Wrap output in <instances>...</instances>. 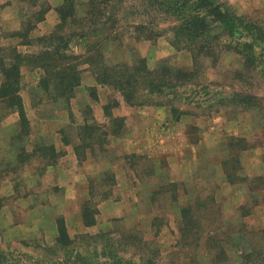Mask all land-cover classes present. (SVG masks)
Here are the masks:
<instances>
[{
  "label": "rangeland",
  "instance_id": "rangeland-1",
  "mask_svg": "<svg viewBox=\"0 0 264 264\" xmlns=\"http://www.w3.org/2000/svg\"><path fill=\"white\" fill-rule=\"evenodd\" d=\"M32 1L22 5V23L35 21L29 13L40 7L30 8ZM62 1L40 0L39 4L55 6L49 17L53 26H43L48 34L59 21L57 7ZM216 3L247 25L264 29V0ZM122 4L127 9L118 13L117 33L122 37L102 47L108 63L144 61L149 70L172 68L191 75V81L173 82L175 89L154 96L140 91L135 101L146 102L132 105L119 92L99 85L84 65L75 97L62 109L44 102L34 106L36 76L23 71L22 94L28 101L31 87V104L26 101L30 130L24 153L21 138H4L9 132H0V148H10L13 154L9 159L19 161L18 156L24 155L22 167L14 171L6 162L0 164V195H8L6 191L13 187L17 195H34L39 205L44 201L45 205L56 204L39 212L46 225L44 235L49 236L47 246L42 229L23 235V240L9 241L7 227L20 210L13 197L0 200V264H239L244 250L264 246V49L256 46V55L250 59L242 45L249 39L229 38L219 23H213L210 34L200 41L202 50L188 47L187 37L174 38L173 19L144 16L147 0H123ZM143 22L148 31L130 28ZM43 31L37 28L31 34L35 37ZM71 49L77 54L85 51L78 39L72 40ZM235 93L245 102L236 99ZM114 110L124 115L123 135L116 139L111 136V118H105ZM7 114L0 104V121ZM86 122L99 126L97 138L86 140L94 143L93 148H81L78 127ZM0 129L5 127L0 125ZM7 129L14 133L15 128ZM54 142L68 143L74 149L80 145L75 152L78 161L85 163L83 167L63 163L72 173L68 178L66 169L62 170L58 185L60 167L46 172L48 158L55 155ZM65 149L57 154L64 156ZM26 161L29 164L24 165ZM103 170L108 183L103 193L109 199L102 202L97 193L101 184L96 183L88 210L95 214L97 224L89 227L92 232L78 234L85 177ZM41 176L45 180H40ZM12 179L15 183H8ZM72 179L76 186H70ZM62 185L70 186L73 200L53 193L54 186L58 193ZM182 206L192 208V222L196 223L183 236L177 218ZM51 213L57 228L64 222L74 242L69 248L52 241ZM96 235L97 241L92 238ZM250 264H264V254L252 257Z\"/></svg>",
  "mask_w": 264,
  "mask_h": 264
},
{
  "label": "trees",
  "instance_id": "trees-1",
  "mask_svg": "<svg viewBox=\"0 0 264 264\" xmlns=\"http://www.w3.org/2000/svg\"><path fill=\"white\" fill-rule=\"evenodd\" d=\"M122 2L123 0H63L57 7L59 21L52 32L34 37L30 35L31 32L44 20L50 7L47 3L39 4L40 0H33L30 8L40 7L38 11L29 13V17L35 18V21L29 19L26 23L23 22L22 29L11 34L12 38L19 39L16 46L0 49V104L7 113L14 112L19 116V134L16 137L23 141L22 153L25 152L24 145L30 130V121L20 96L24 70L40 72L39 81L32 89L33 105L37 106L44 102L60 106L62 109L68 107L75 97L76 89L81 84L84 65L89 66L99 85L108 86L119 92L124 100L132 105H141L146 102L135 101L140 91L145 92V96H154L165 90L175 89L173 82L180 84L188 78L191 81V75L172 68L159 67L157 70H149L144 61L131 65L126 62L108 63L102 47L106 42L119 40V36L122 37L121 32L117 33L120 23L118 13L120 15L127 10ZM147 3L146 7L143 6L144 16H155V20L164 18L163 16L166 17L165 19H173L174 38L187 37L190 40L188 47H198L202 50L200 41L210 34L213 23H219L229 38L239 41L249 39L242 45L250 59L256 55V50L254 53L256 46L264 49V29L260 26L247 25L243 22V18L236 17L230 11L223 9L216 0H147ZM138 12L136 10L137 14ZM145 25L146 22H143L141 25H133L130 28L145 32L149 30ZM75 39H78V43L85 48L84 52L77 54L71 49L72 40ZM35 45L38 47L33 53L20 52L17 48V46L34 47ZM192 51L195 52V49L192 48ZM234 97L240 102H245L240 93H235ZM110 122L113 128L112 134L119 135L122 131L123 119L112 118ZM98 128L96 124L87 122L78 127V136L82 141L81 148H93L94 143L86 140L97 138L95 132L99 130ZM81 148L80 145L75 146L77 151ZM23 157L24 155L18 156V159L21 160ZM48 159H51L48 162L49 165L56 162L55 157ZM20 160L15 165L6 162V166L13 168L11 171H14L20 168ZM89 206V202L84 203L82 210L86 226H92L96 222L95 214L88 210ZM191 213L192 208L187 206H182L178 211L177 218H180L178 228L182 236L190 233L196 225L192 222ZM98 237L96 235L92 238L97 241ZM73 244L62 222L58 227L55 245L69 248ZM258 250H262V253ZM258 250H244V253H240L239 264H250L252 257L264 254L263 245Z\"/></svg>",
  "mask_w": 264,
  "mask_h": 264
},
{
  "label": "crops",
  "instance_id": "crops-1",
  "mask_svg": "<svg viewBox=\"0 0 264 264\" xmlns=\"http://www.w3.org/2000/svg\"><path fill=\"white\" fill-rule=\"evenodd\" d=\"M24 2H25L24 0H0V49L8 48V47H14L19 43V39L12 38L11 34L22 29L21 20H22V18L24 19V13H25V9L22 6ZM49 7H50V9L47 12V14L45 15L44 20L36 25L35 29L38 28V29H41L42 31L44 30L42 35H39V36H43V35L48 34L47 29L46 30L43 29V26H45V25H48V26L50 25L51 27L53 26V23L51 21H49V17L51 19V17L53 16L51 13L55 9V6H52L51 4H49ZM18 9H19V11H18ZM20 9H21V12H20ZM30 35L32 36V34H30ZM17 48L20 52L22 51L24 53H33V52L37 51V50L33 51L31 49V47H28V46H17ZM25 71H28V70H24V72ZM28 72H30V74H34L36 76L34 78V82H33L36 84L35 85L32 84V86L33 85L36 86L38 81H39V78H40V72L38 70L28 71ZM0 84H1V76H0ZM22 87H23V83H21V91L22 92L20 91V96L22 98L24 109H25V112L27 115L26 101H28V100H26L25 96L22 94L24 92V90H22L23 89ZM26 88H27V85L25 86L24 89H26ZM30 88L31 87L29 86L28 87L29 98H30L28 101L29 103L31 102L30 101L31 100ZM116 110H114V113H111V111H110V113L107 116H105V118H111L112 117V118H122L123 119L124 115H120L119 113H115ZM27 118L30 120L29 115H27ZM18 120H19L18 114L14 113V112H11L10 114L5 115V117H3L1 119L0 125L4 126L5 129H0V132L2 134H3V132H7V133L9 132V135L4 136V138H6L7 136L16 137L19 134ZM8 127L9 128H15L14 133L11 134L10 131L7 129ZM193 130H196V129H193ZM122 135H123L122 131L117 136H114L113 134H111V136L113 137L112 139H116V137H120V136L122 137ZM69 146H72V145H70L68 143L66 144L65 142H62L60 144H56L54 142V145L52 147V150L55 153V155L53 157L56 158V162L54 164H50V165L48 164L47 168H46V172H48L47 170L53 171L54 169L56 171L60 167L58 169L59 171H57V174H56L57 175V180H56L57 185H58V181H59L58 176H59L60 172H62V170L66 169L65 172H66V176L68 178H70V176H71L70 173H72L69 170V166L65 167L62 165L63 163H66L68 161V162H70V164H72V165H70L72 167H73L74 163L80 167H83L85 165V163L82 164V162L78 161L79 157L75 152L76 149H74V147L70 148ZM64 147L66 148L64 156L62 154L58 155L57 152L60 151ZM189 147H191V145ZM10 152H11L10 148H5V146H1L0 153H2V155L0 157V164L5 163V162H11L13 165L18 164L17 163L18 161H14V160H17V158H15V157H12V159L8 158V156H10L12 154V152L11 153ZM59 160L61 162H59ZM27 163L29 164V161L28 162L26 161L24 165H27ZM22 165H23V162H19V167H22ZM104 174H105V171L103 170L101 173L100 172L94 173V176L89 175V174L86 175V177H85L86 180H85V183L83 186V188H85L86 194L83 197V200L81 202L82 203L81 208H83L84 203H88V202H90V200H92V198H94L93 194H92V191H94V190H92V188L96 183L101 184V189H99L97 193L100 195L99 198L102 199V202L105 203V201H107L109 199L108 195L106 193H103L104 192L103 191L104 190V184L108 185V183H106V181L104 180ZM45 176H46V174H45ZM43 177L44 176H41L40 180H43ZM98 178H99V181L96 180ZM44 180H45V177H44ZM112 180L114 181V179H112ZM115 182L116 181H114V183ZM8 183L12 184V183H15V181H13V179H12V181H9ZM57 185H55V186H57ZM55 186L53 187L54 188L53 193H55L57 196H61V195L63 196L64 195V197H66V199L73 200V197L70 195L68 188L70 186H72V187L76 186V181L74 179L71 180L70 186L63 187V185H62L60 187L61 191L58 193L56 192V190H57L56 188H58V187H55ZM12 188L13 187H11V189H8L6 191V193L8 195H5V194L0 195L1 196L0 200L3 199L5 196L7 198L13 197L15 204H16V207L18 206V209L20 210V212H19L20 215L19 216L17 215V216H15V218H12L11 225L9 227H7L8 232L10 234L9 238H8L9 241L23 240L24 239L22 237L23 235L27 236V235L33 233L34 230H39V229L43 230V235H44L45 234L44 230L46 228V225L44 224L43 220L39 219V212L45 213L43 211L45 207L48 208L51 206V208H53V207H55L56 203L53 202V203H50L48 205H45L46 203L44 201V202L40 203V205H39L38 201L37 202L35 201L36 198L34 195H28V194L17 195L16 190L14 188L13 189ZM71 189H74V188H71ZM99 191H102L103 194L100 193ZM63 192H66V193H63ZM107 193H109V191H107ZM47 203H49V202H47ZM98 208H99V206H98ZM81 211H80V213H78V222H77L78 234H83V233L86 234L88 232H92L89 230V227H93L95 224H97V221L92 226H86L84 223L83 213ZM28 215H35L36 218L33 219V217H28ZM27 219H28L27 224L21 225V223L23 221H26ZM49 219L52 220V223H51L52 225H50V227H51L50 228V235L53 234L52 241L54 240L53 242L55 244L56 238L58 237V235H56V232H57L56 230L58 228L56 227V223L54 222L53 213L50 214ZM95 220H97V219L95 218ZM21 228H22V230H21ZM20 232L21 233L23 232L21 236H20ZM48 237H46V235H44L45 245H47V246L49 244V241H47Z\"/></svg>",
  "mask_w": 264,
  "mask_h": 264
}]
</instances>
